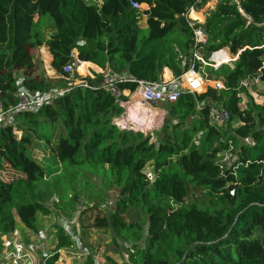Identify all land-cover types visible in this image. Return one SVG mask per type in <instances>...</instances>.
I'll return each mask as SVG.
<instances>
[{"label":"trees","instance_id":"16d2710c","mask_svg":"<svg viewBox=\"0 0 264 264\" xmlns=\"http://www.w3.org/2000/svg\"><path fill=\"white\" fill-rule=\"evenodd\" d=\"M207 1L0 0V102L13 104L18 87L30 95L50 90L54 79L42 77L34 60L41 46L61 78L72 49L79 62L135 81L159 82L165 68L178 78L193 44L185 16ZM215 1L198 24L207 37L203 53L222 49L237 58L207 75L224 89L185 93L177 102L200 104L206 131L199 147L154 144L141 132L120 130L114 119L123 109L100 90L94 74L86 86L0 127V238L18 226L34 232L38 217L53 210L73 214L76 196L104 202L88 181L97 177L117 191L108 226L131 244L132 264H264V104L250 102L253 123L232 124L246 93L243 82L264 78V0ZM130 2L146 8L133 9ZM122 88L133 91L135 83ZM218 102L229 116L223 127L208 123ZM31 138L50 148L58 171L47 176L33 159ZM221 151L234 155L229 166L217 162ZM50 197L56 199L52 209L45 204ZM51 230L55 245L44 264H56L59 251L75 245L60 225Z\"/></svg>","mask_w":264,"mask_h":264},{"label":"rangeland","instance_id":"374dc122","mask_svg":"<svg viewBox=\"0 0 264 264\" xmlns=\"http://www.w3.org/2000/svg\"><path fill=\"white\" fill-rule=\"evenodd\" d=\"M83 1L87 4L91 2L89 0ZM215 5V0H209L202 8L197 9L196 13L201 15L206 10L213 9ZM140 24H143L142 20L139 22ZM40 49L42 50V47ZM74 51L75 49H72V52ZM34 60L38 64V72L42 77L54 79L49 78L51 77L48 72L49 64H45L39 51H37ZM45 65L47 66L45 67ZM205 72L209 74L212 71L205 69ZM16 77L19 80L20 74H16ZM51 81L53 83H51L48 91L50 93H60L72 88L75 84L79 86L87 83L85 79L80 78L76 74V70L67 78L57 76L56 79ZM179 84L183 86L182 82ZM244 84L246 93L241 96V102L238 105L239 113L234 118L233 125L245 122L253 123V114L248 113V106L251 101L256 104H264V78L260 77V74H256L255 77ZM207 86H209L208 83ZM221 103H213V109L221 108ZM163 106L168 114L160 121V124L158 123L159 126L155 118L157 114H152L146 108L141 107L142 109L138 110V114H140L142 119L134 122L131 126L132 129L135 132L150 136V141L154 144L173 146L183 144L187 148L192 146L198 148L206 131V126L202 124L203 121L198 114L200 104L195 103L192 108H189V102L182 98L179 103L173 105L163 104ZM123 116L124 113L119 117ZM192 127H194V131L191 129ZM57 131L60 132L61 128L58 127ZM15 133L18 138L21 137L20 132L16 131ZM30 141L32 157L43 167L47 176L58 171L59 166L53 158L50 148L33 138ZM194 141L198 143H194ZM233 160L234 155L229 153V151H221L217 154V162L225 166H229ZM2 176L6 177V174H2ZM88 181L93 185V190H100L104 202H100L98 197L95 201L87 202L83 196H76V210L73 214L65 215L60 211L53 210L52 214L48 216L38 217L34 232L23 230L20 226H18L17 231L21 238L29 243L35 253L44 259L55 245L51 226L55 224L62 226L75 245L70 249H61L56 264H132L129 261L128 254L131 244L128 241L114 237L108 226V218L114 207L116 189L109 190L104 188L101 180L97 177L89 178ZM55 200L54 197H50L45 204L52 209ZM144 226H142L141 231L142 238L145 237L146 233V227ZM142 241L143 239L138 242V245H141ZM125 255H128V263Z\"/></svg>","mask_w":264,"mask_h":264},{"label":"built area","instance_id":"2783aa9c","mask_svg":"<svg viewBox=\"0 0 264 264\" xmlns=\"http://www.w3.org/2000/svg\"><path fill=\"white\" fill-rule=\"evenodd\" d=\"M89 1H91L89 5H100L102 3V0ZM200 1L201 0H197L198 4ZM130 5L133 9L140 10L142 8V4L130 2ZM194 11L195 9L190 8L185 16L192 30L193 44L190 49L188 60L183 59L182 61V66L185 68V71L181 76L170 81H135L127 73L116 74L109 69H105L100 73L101 79L98 84L100 90L118 100H122L124 95H127L128 98L137 96L145 106L148 108H155L161 104H176L185 93L198 94L205 91L207 87H211L215 90L224 89L220 80L207 78L208 73L205 72V69L216 71L224 64L230 65L235 61L237 55L231 56L226 50L222 49L213 51L209 55L203 53L202 48L206 44L207 37L201 27L198 26V24H201L200 21L190 18V13ZM222 54H227L230 58L229 61L222 62L221 59H217L220 58ZM69 58V63L62 68L61 73L66 76V78L72 75L79 62L73 52L70 53ZM195 67H197V71L194 70ZM262 69L264 70V61L262 62ZM180 82L183 83V86L179 84ZM128 83H135L133 91L122 88L123 85ZM207 83L209 86H207ZM244 83L245 81L243 85H245ZM80 85L86 86L87 84ZM76 87L77 84L60 93L47 92L42 95H30L23 88L18 87L14 94L15 101L13 104L3 107L0 102V127L5 125L13 126L16 117L20 113L37 112L38 108L43 104L56 97H61L69 90ZM119 106L121 107L123 104L119 103ZM228 118V113L225 110L212 109L208 115V123L210 126L223 127ZM114 124L120 130L134 131L131 127L133 122H128L127 119L118 120V118H115ZM196 142L197 141H194V143ZM125 259L128 263V255H125ZM0 264H44V262L43 259L35 253L29 243H27V241L25 242L21 238L19 232L15 230L11 235L0 238Z\"/></svg>","mask_w":264,"mask_h":264},{"label":"crops","instance_id":"0c3cea01","mask_svg":"<svg viewBox=\"0 0 264 264\" xmlns=\"http://www.w3.org/2000/svg\"><path fill=\"white\" fill-rule=\"evenodd\" d=\"M144 7H142L141 9L143 8H146L145 5H142ZM209 10H212L209 9ZM207 11V10H206ZM205 11V12H206ZM196 13V10L194 11ZM204 12V13H205ZM193 13V12H191ZM190 13V14H191ZM204 13L201 14L202 15V21H203V17H204ZM142 21H143V24H140L141 27H145V17L144 19L142 18ZM202 21H200V23H202ZM42 47V50L40 49ZM38 48L37 51H39L41 54H42V59H44L45 61V64H49L48 66V72L50 73V76L49 78H54L56 79V77L58 76L56 74V72L51 68V55L49 54L48 52V49L44 46H41ZM40 49V50H39ZM190 53V51H189ZM189 53L187 54V56H185V60H188V56H189ZM73 54L77 55V51L75 50L73 52ZM47 65H45L46 67ZM102 69L97 67L96 65L94 64H91V63H88V62H78L77 63V66H76V74L79 75L80 78H83V79H86V78H89V79H93L94 78V74H97L100 76V73H101ZM81 72H84L83 74ZM175 77L173 76L172 72L170 70H168L167 68L163 69L162 71V74H161V80L160 81H170V80H173ZM125 98V100H123ZM119 103H122L123 106H121V108L123 109V112L124 113V116L123 117H116L118 118V120H123V119H127L128 122H136L137 120H140L142 119V117L140 116V114H138V111H134L132 109V104H136L138 103L139 104V108L141 107H144L146 108L149 112L153 113V114H157L155 115V118L157 119V124L159 123L160 124V121H162L165 117H166V114H168L166 112V109L164 108L163 104L159 105V106H156L155 108H148L147 106H145L140 100L139 98L136 96V97H132V98H128L127 95H124L122 97V100H118L117 101V105L119 106ZM120 107V106H119ZM142 109V108H141ZM133 113V114H132ZM145 118V117H144ZM158 124V126H159ZM17 230V229H16Z\"/></svg>","mask_w":264,"mask_h":264},{"label":"bare ground","instance_id":"6f19581e","mask_svg":"<svg viewBox=\"0 0 264 264\" xmlns=\"http://www.w3.org/2000/svg\"><path fill=\"white\" fill-rule=\"evenodd\" d=\"M202 15H200V14H197V13H195V12H193V13H191L190 14V18L191 19H193V20H198V21H202ZM217 59H221V61L222 62H227V61H229V56L227 55V54H222L221 56H220V58H217ZM132 106V109L134 110V111H138L139 109L141 110V108H139L140 106H139V104L138 103H136V104H132L131 105ZM151 113V112H150ZM154 113V112H153ZM152 113V114H153ZM133 114V113H132ZM147 122V121H146ZM151 125V124H150Z\"/></svg>","mask_w":264,"mask_h":264},{"label":"water","instance_id":"95a60500","mask_svg":"<svg viewBox=\"0 0 264 264\" xmlns=\"http://www.w3.org/2000/svg\"><path fill=\"white\" fill-rule=\"evenodd\" d=\"M194 70L197 71V67H195Z\"/></svg>","mask_w":264,"mask_h":264}]
</instances>
